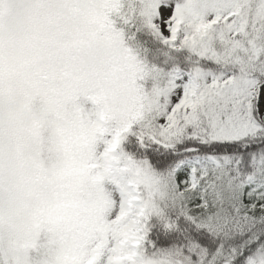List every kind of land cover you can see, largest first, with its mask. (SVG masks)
<instances>
[{
	"label": "snow or ice",
	"instance_id": "1",
	"mask_svg": "<svg viewBox=\"0 0 264 264\" xmlns=\"http://www.w3.org/2000/svg\"><path fill=\"white\" fill-rule=\"evenodd\" d=\"M0 264H264V0H0Z\"/></svg>",
	"mask_w": 264,
	"mask_h": 264
}]
</instances>
